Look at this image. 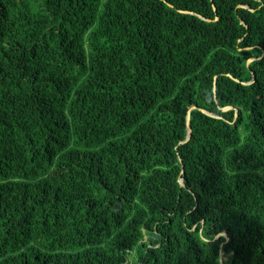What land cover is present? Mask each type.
<instances>
[{
    "label": "trees",
    "instance_id": "1",
    "mask_svg": "<svg viewBox=\"0 0 264 264\" xmlns=\"http://www.w3.org/2000/svg\"><path fill=\"white\" fill-rule=\"evenodd\" d=\"M0 264H264V0H0Z\"/></svg>",
    "mask_w": 264,
    "mask_h": 264
},
{
    "label": "water",
    "instance_id": "2",
    "mask_svg": "<svg viewBox=\"0 0 264 264\" xmlns=\"http://www.w3.org/2000/svg\"><path fill=\"white\" fill-rule=\"evenodd\" d=\"M215 9V8H214ZM188 12V11H187ZM188 13H193V12H188ZM251 60H253V58L252 59H250L249 61H248V63L251 61ZM232 78L233 79H236V78H234L233 76H232ZM254 80H252V81H249V82H246V84H249V83H251V82H253ZM229 109H234V107H232V106H227V107H225V108H223V110H229ZM208 113V112H207ZM208 114H210V113H208ZM237 114H238V112H237V110H235V116L237 117ZM211 115H213V114H211ZM190 116H189V114L187 115V127H188V135H187V139L186 140H188L189 138H190V135H191V133H190V129H189V126H190ZM182 172H183V170H182ZM180 182H181V184H183V180L182 179H180ZM225 235V234H224ZM226 249V246L224 245L223 246V252H224V250Z\"/></svg>",
    "mask_w": 264,
    "mask_h": 264
},
{
    "label": "rangeland",
    "instance_id": "3",
    "mask_svg": "<svg viewBox=\"0 0 264 264\" xmlns=\"http://www.w3.org/2000/svg\"><path fill=\"white\" fill-rule=\"evenodd\" d=\"M222 258L225 260L227 259V256H225L224 253H222Z\"/></svg>",
    "mask_w": 264,
    "mask_h": 264
}]
</instances>
